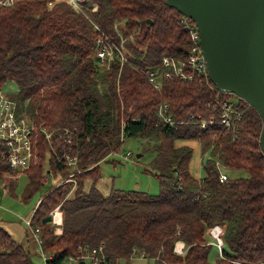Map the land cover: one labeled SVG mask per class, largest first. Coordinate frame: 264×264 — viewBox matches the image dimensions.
I'll return each mask as SVG.
<instances>
[{
  "label": "trees",
  "instance_id": "trees-1",
  "mask_svg": "<svg viewBox=\"0 0 264 264\" xmlns=\"http://www.w3.org/2000/svg\"><path fill=\"white\" fill-rule=\"evenodd\" d=\"M6 1L0 0V88L8 81L16 85L18 110L38 132L42 158L23 172L36 186L43 183L45 153L58 180L70 170L63 156L76 157L81 170L72 190L64 182L33 209L30 226L41 232L45 264L80 262L87 255L97 264H130L136 258L154 264H264L260 116L238 98L234 107L241 118L225 128L220 101L230 93L217 91L210 80L164 78L158 93L146 79V68L166 70L164 56L185 57L190 43L182 15L165 0H84L83 14L65 0ZM117 22H123L124 35L136 32L126 41L132 65L120 68L114 60L105 69L94 55L95 27L117 40ZM162 104L173 125L159 115ZM43 131H53L51 141ZM128 137L145 140L153 152L157 194L111 188L104 195L96 188L99 163ZM183 139L199 142L205 158L200 177L189 170L193 149L176 144ZM218 165L247 175L220 181ZM11 172L0 161V177ZM58 205L61 233L54 234L51 222L42 219ZM215 224L223 227V243L211 263L206 235ZM177 242L185 245L182 254L174 251ZM0 264H35L2 226Z\"/></svg>",
  "mask_w": 264,
  "mask_h": 264
},
{
  "label": "built area",
  "instance_id": "built-area-1",
  "mask_svg": "<svg viewBox=\"0 0 264 264\" xmlns=\"http://www.w3.org/2000/svg\"><path fill=\"white\" fill-rule=\"evenodd\" d=\"M65 1L68 2L76 12L82 14L84 13V0ZM8 2L9 0H7L5 3ZM180 23L186 28L190 43L185 57L174 59L172 57L164 56L162 58V65L166 67V70L162 73H160L157 68H146L144 70L147 82L158 93L161 92L162 82L164 78L177 77L185 81L191 79L193 75H198V77L209 80L206 71V59L200 46L199 33L195 23L190 18L183 15L180 18ZM95 30L99 33L94 46V55L97 58L98 66L108 69L110 67V64H112L111 62H113L114 60L118 62L120 68L124 64L132 65L130 58L133 57V55L127 48L126 41L128 39L132 40L133 35L136 33L135 31L128 32L127 35H124L122 32L123 30H125L123 22H117L114 25V31L117 37V40H115L112 36L107 35L98 27H95ZM235 102V99L224 97L220 101V125L224 126L225 128L234 126V123L241 118V111L235 109L234 107ZM166 108V105L162 104L158 113L166 122L173 125L174 122L172 121L171 117L165 116L162 112L163 110H166ZM212 123V120H210L208 124L202 122L201 127L205 128L207 125H211ZM37 134L38 132L36 131L31 120L23 112H20L18 110L16 99L9 97L8 93H4L0 88V161L6 162L14 172H17L19 170L24 171L42 164V158L37 147V140H35ZM43 134L48 141H51L53 131H43ZM52 152L54 153V155L57 154L53 147ZM48 154L50 153H45L43 157V163L45 162L47 157L49 158ZM126 156H130V153H128ZM63 159L65 165L74 167L76 168L77 172L79 171L76 165V157L63 156ZM51 173L53 174V169H51V167L50 170H48L45 174L43 172L45 178ZM74 175V173L68 174V177L65 181L75 183ZM227 178L228 176L226 175V173L220 170V181H223ZM63 182L64 181L59 180L57 186L61 185ZM50 214L52 216L51 222L59 224L60 226L62 223V212L60 211L59 205ZM25 223L30 227V218L25 220ZM34 232V236L37 239L38 244L41 246V239H39L37 234L38 229L35 228ZM58 232L61 233V227L59 228ZM222 232V226L218 224H215L208 229V234L213 239L217 240V245L219 246V248L223 243L221 239ZM178 244H180L181 246H178ZM177 247H179V249ZM184 249L185 245L183 242H177L175 244L174 251L176 253L182 254L184 252ZM93 252L91 253L93 254ZM41 254L44 257V254ZM87 256L92 259L93 264L98 263L93 258L94 256ZM74 260L78 262V259Z\"/></svg>",
  "mask_w": 264,
  "mask_h": 264
},
{
  "label": "rangeland",
  "instance_id": "rangeland-1",
  "mask_svg": "<svg viewBox=\"0 0 264 264\" xmlns=\"http://www.w3.org/2000/svg\"><path fill=\"white\" fill-rule=\"evenodd\" d=\"M1 89L4 93H8L9 97L16 99L17 87L13 82L8 81L4 83ZM229 97L235 100L238 99L232 93L229 94ZM176 144L188 145L193 149L189 170L194 176H202L201 158L204 161L205 158L201 156L199 142L192 139H183L177 140ZM147 147L148 144L145 140L134 137L126 138L116 152L110 153L109 156L99 163L100 177L95 184L96 188L104 195L111 188L139 190L152 195L157 194L159 192V183L151 166L154 154L146 149ZM128 153H130V156H126ZM137 154H140V156L137 157ZM69 168L68 174L74 173L76 175L81 172V170L77 172L74 167ZM48 170H50V163L47 157L43 163L44 174ZM220 170L226 173L228 177L247 175L244 171L238 169L226 170L220 167ZM68 174L61 181L66 182ZM58 179L59 177H54L51 173L45 178L43 183L36 186L34 182L28 179L26 173L20 170L7 174L3 173L0 177V226L4 227L17 243L31 252L32 260L35 264H45L48 253L42 250V245L38 244L34 236L35 224L32 223L29 227L26 225L25 220L31 218L33 209L42 197L57 186L59 183ZM75 183H72L71 188L75 186ZM89 185L90 182L86 180L84 188L88 189ZM50 226L54 234H60L58 231L61 225L59 226V224L51 222ZM40 233H37L39 239L42 237ZM206 239L208 244H211L209 253L210 262L215 263L220 255V248L217 245V240L213 239L208 233ZM177 248L179 249V247ZM41 253L44 254V257ZM82 261L83 264H92V259L89 256H86ZM62 264H78V262L72 258H67ZM119 264L126 263L120 260ZM130 264H154V262L152 260L136 258Z\"/></svg>",
  "mask_w": 264,
  "mask_h": 264
},
{
  "label": "water",
  "instance_id": "water-1",
  "mask_svg": "<svg viewBox=\"0 0 264 264\" xmlns=\"http://www.w3.org/2000/svg\"><path fill=\"white\" fill-rule=\"evenodd\" d=\"M165 4L195 23L207 76L216 90L236 95L260 116L264 154V0H165ZM51 221V214L42 219Z\"/></svg>",
  "mask_w": 264,
  "mask_h": 264
},
{
  "label": "bare ground",
  "instance_id": "bare-ground-1",
  "mask_svg": "<svg viewBox=\"0 0 264 264\" xmlns=\"http://www.w3.org/2000/svg\"><path fill=\"white\" fill-rule=\"evenodd\" d=\"M178 246H181V245L178 244Z\"/></svg>",
  "mask_w": 264,
  "mask_h": 264
},
{
  "label": "crops",
  "instance_id": "crops-1",
  "mask_svg": "<svg viewBox=\"0 0 264 264\" xmlns=\"http://www.w3.org/2000/svg\"><path fill=\"white\" fill-rule=\"evenodd\" d=\"M179 243H182V242H179ZM180 245V244H179Z\"/></svg>",
  "mask_w": 264,
  "mask_h": 264
}]
</instances>
